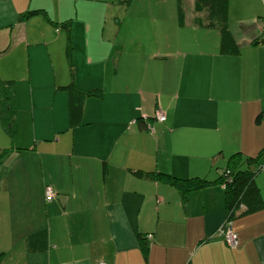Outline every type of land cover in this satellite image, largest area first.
Returning <instances> with one entry per match:
<instances>
[{
    "label": "crops",
    "instance_id": "crops-1",
    "mask_svg": "<svg viewBox=\"0 0 264 264\" xmlns=\"http://www.w3.org/2000/svg\"><path fill=\"white\" fill-rule=\"evenodd\" d=\"M153 1L0 0V102L8 88L14 111L12 134L0 116V264H264V208L233 220L230 248L223 186L183 201L137 174L215 180L264 147V0H228L237 54L196 23L195 0L183 24ZM70 84L102 92L75 128ZM256 183L264 200V159Z\"/></svg>",
    "mask_w": 264,
    "mask_h": 264
},
{
    "label": "trees",
    "instance_id": "trees-1",
    "mask_svg": "<svg viewBox=\"0 0 264 264\" xmlns=\"http://www.w3.org/2000/svg\"><path fill=\"white\" fill-rule=\"evenodd\" d=\"M132 0H119L125 6L129 5ZM181 0H178V20L180 24L184 23V12L182 11ZM195 11L203 16L196 18V23L201 26L215 27L220 32V51L222 54H237L240 47L234 39V36L228 26V0H195ZM34 15L46 16V12L42 10H30L21 15V19L28 18ZM48 19V18H47ZM53 23V22H52ZM57 25V23H56ZM264 43V39H255L252 45ZM2 85V83H1ZM69 91L68 111H69V126L77 127L81 123L83 115V104L86 97H100L101 90L92 89L89 91H80L74 84L65 86ZM2 99L0 102V116L5 129L12 134L14 125L13 99L11 90L1 87ZM155 119V115L153 117ZM8 149H0V162L9 155ZM264 147L255 155H246L242 152H234L227 158L226 165L223 167L219 177L215 180L205 177H194L180 179L173 174L151 171H138V175L150 178L157 182L166 183L176 188L185 201L190 192L200 190L210 184L219 183L223 186L225 197V214L226 219L224 224L218 230V235L226 241V231L231 229L236 235L238 246V236L232 230V222L238 216H243L253 213L264 208V200L256 183V177L263 167ZM139 237L140 249L143 254L149 251L148 241L151 235ZM229 246V245H228ZM230 247V246H229ZM231 248V247H230ZM100 262V261H99ZM106 263V262H105Z\"/></svg>",
    "mask_w": 264,
    "mask_h": 264
},
{
    "label": "rangeland",
    "instance_id": "rangeland-1",
    "mask_svg": "<svg viewBox=\"0 0 264 264\" xmlns=\"http://www.w3.org/2000/svg\"><path fill=\"white\" fill-rule=\"evenodd\" d=\"M107 1H109V2H111L112 3V1H114V0H107ZM117 1H119V0H117ZM134 1H136V2H138L139 4H143V5H146V4H149V3H153L154 4V1L153 0H134ZM110 3V4H111ZM178 0H163V3H162V5H165L166 6V13L164 14V16H171V14H172V8H173V10H174V8H176L177 6H178ZM189 0H184V3H183V5H184V10L186 11V13L189 11V9H190V5H189ZM123 5V4H122ZM115 6H119L118 4L117 5H115ZM178 8V7H177ZM170 9H171V13H170ZM169 13V14H168ZM173 13H174V11H173ZM153 16H155V14H153ZM152 15H150V17H152V18H154ZM147 21H149L148 20V18H147ZM99 26H101V23L97 26V28L99 27ZM107 34H109V33H107ZM107 34L106 35H103L104 37H105V39L106 38H108L107 37ZM114 37V36H113ZM115 39V38H114ZM148 49V48H147ZM157 49V48H156ZM155 49V50H156ZM153 52V49H149V51H148V53H152ZM41 78H44V77H41Z\"/></svg>",
    "mask_w": 264,
    "mask_h": 264
},
{
    "label": "built area",
    "instance_id": "built-area-1",
    "mask_svg": "<svg viewBox=\"0 0 264 264\" xmlns=\"http://www.w3.org/2000/svg\"><path fill=\"white\" fill-rule=\"evenodd\" d=\"M155 119L159 122H164L166 120V116L160 110H156ZM45 196L47 200H51L54 197V192L52 191L51 188H47L45 192ZM225 236H226V241L231 248L237 245L236 235L232 233L230 228L227 229ZM98 264H107V263H105L104 261H100L98 262Z\"/></svg>",
    "mask_w": 264,
    "mask_h": 264
}]
</instances>
